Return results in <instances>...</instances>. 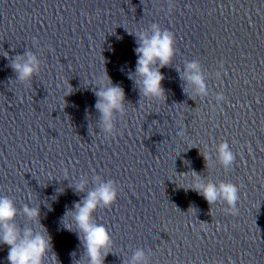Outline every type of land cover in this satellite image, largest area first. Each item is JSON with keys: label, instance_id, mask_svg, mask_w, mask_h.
Masks as SVG:
<instances>
[{"label": "clouds", "instance_id": "obj_1", "mask_svg": "<svg viewBox=\"0 0 264 264\" xmlns=\"http://www.w3.org/2000/svg\"><path fill=\"white\" fill-rule=\"evenodd\" d=\"M129 34L136 37L138 45L135 48L138 57L135 72L129 73V79L134 81L141 98L149 100L165 98V89L162 86L165 77L160 69L170 66L176 55L174 34L167 29H162L157 23L151 24L148 30H137ZM4 56L8 57V53L5 52ZM10 66L16 73V80L20 82H30L40 71L39 59L31 51L11 59ZM181 79L187 82L195 94L203 96L208 94L199 62H188L181 73ZM95 84L94 91L98 98L95 108L101 114L103 130L111 134L114 129L115 115L117 113L123 115L126 111L125 92L121 86L112 83L106 71L96 77ZM215 99L221 101L225 97L222 93H217ZM215 153L216 161L225 170L230 169L236 154L231 150L229 143L220 142L216 145ZM201 155L204 157L205 167H211L209 154L205 152ZM95 179L96 186L87 191V180L82 179L75 183V192H86V195L82 200L74 203V208L66 211L62 219L64 227L69 231H72V225L75 226L82 245L83 258L75 261L74 264H104L105 257L113 246L109 230L96 221L94 213L99 208H108L115 203L117 189L113 181H103L99 176ZM188 184L187 188L203 196L209 205L223 202L226 205L224 208L226 213L238 214L239 188L237 185L225 181L214 182L211 179L206 181L196 172L191 173ZM18 216H23L30 224L38 225L39 230L31 226L22 227L17 222ZM67 217L71 218V224H64ZM0 244L7 245L9 248L7 255L9 264H46V260H50L51 264H60L58 256L52 252L51 236L40 224L39 206L23 204L22 208L18 209L15 200L7 195L0 196ZM130 264H148L144 251L137 250Z\"/></svg>", "mask_w": 264, "mask_h": 264}]
</instances>
